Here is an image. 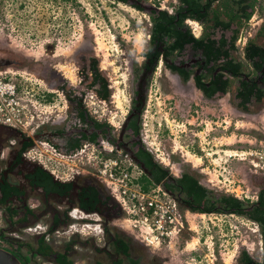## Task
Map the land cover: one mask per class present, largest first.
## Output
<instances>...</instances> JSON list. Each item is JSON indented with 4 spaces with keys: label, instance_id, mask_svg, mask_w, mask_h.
Masks as SVG:
<instances>
[{
    "label": "flooded vegetation",
    "instance_id": "1",
    "mask_svg": "<svg viewBox=\"0 0 264 264\" xmlns=\"http://www.w3.org/2000/svg\"><path fill=\"white\" fill-rule=\"evenodd\" d=\"M116 1L143 10L148 20L146 43L125 54L122 72H114L91 31L47 40L35 57L0 45V76L25 75L31 102L24 127L0 122V248L18 264H152L143 261L137 239L120 224L122 207L98 173L107 161L115 174L140 189L165 192L184 211L222 208L245 216L259 229L261 254L245 250L260 259V222L234 208L254 213L264 181L253 171L252 198L212 187L174 147L168 114L176 90L198 93L204 102L224 101L249 118L262 117L264 60L247 58L245 49L252 43L264 46V0H252L250 16L225 27L223 8L218 16L213 11L224 0ZM52 34L63 37L65 31ZM157 81L170 91L164 116L151 113L161 109L150 102ZM245 84L253 89L247 100L239 95ZM192 179L197 187L190 191ZM201 188L199 197L195 192ZM225 195L242 202L228 205ZM207 205L213 209H192ZM86 227L94 231L85 234Z\"/></svg>",
    "mask_w": 264,
    "mask_h": 264
},
{
    "label": "rangeland",
    "instance_id": "2",
    "mask_svg": "<svg viewBox=\"0 0 264 264\" xmlns=\"http://www.w3.org/2000/svg\"><path fill=\"white\" fill-rule=\"evenodd\" d=\"M147 29L143 10L116 0H0V45L35 57L47 40L74 39L82 30L91 31L115 73L124 71L120 67L125 54L144 47ZM55 31L65 34H52ZM9 75L11 78L2 79L14 81L29 105L25 75ZM157 87L161 91L158 99L154 97L159 95V91L154 93ZM182 92L175 90L173 113L168 114L174 147L200 168L212 187L240 198L255 197L249 182H254L253 171L264 181V114L249 118L234 112L224 101L204 102L198 93ZM166 93L170 94L167 84L156 83L150 102L156 104L153 109H161L151 111L154 116L169 111L164 106ZM148 132L156 134L155 130ZM161 133L159 138L168 144ZM187 218L172 242L159 249L141 244L121 220L120 224L139 245L143 261L152 264H234L242 248L255 257L261 254L259 229L245 216L189 210ZM84 231L94 229L86 227Z\"/></svg>",
    "mask_w": 264,
    "mask_h": 264
},
{
    "label": "built area",
    "instance_id": "3",
    "mask_svg": "<svg viewBox=\"0 0 264 264\" xmlns=\"http://www.w3.org/2000/svg\"><path fill=\"white\" fill-rule=\"evenodd\" d=\"M28 103L19 95L12 80L0 77V122L22 128L28 122ZM109 189L122 207L121 221L131 229L133 237L152 249L169 245L188 222L184 211L165 192L148 191L137 187L132 181L115 174L106 161L98 167Z\"/></svg>",
    "mask_w": 264,
    "mask_h": 264
},
{
    "label": "trees",
    "instance_id": "4",
    "mask_svg": "<svg viewBox=\"0 0 264 264\" xmlns=\"http://www.w3.org/2000/svg\"><path fill=\"white\" fill-rule=\"evenodd\" d=\"M197 4H199L198 1H197ZM207 5H209V2H207ZM252 6H253L252 0H224V1H220L218 5L213 8V11H214L215 16H218L221 11V10L219 11L218 8L219 7L223 8L222 12L228 16L227 19H224L221 21V23H223V26L225 27V26L230 25L233 20H236L237 18H240L241 16L242 17L245 16V18H248L252 11V9H249V8H252ZM207 54L209 55L208 56L209 58L213 57L211 56V53L208 52ZM212 55H213V52H212ZM245 56L247 58H254L257 56L260 58V60H264V46L252 43L251 45L246 47ZM258 66H260V62H258ZM263 79H264V73H263ZM252 92H253V89L251 88V86H248L247 84H245L242 86V89L239 91V95H241L243 100H247L249 96L252 95ZM258 93H260V89H258L257 94ZM195 187H197L196 181L192 179L191 182L189 183L190 191H193ZM195 194L201 197L204 194L203 188H201V190L200 189L197 190ZM225 201L228 203V205H233V206L234 205L237 206L238 204L242 202L239 198L233 195H225V197H223V202ZM239 207L240 208H234V209H237V212H243L246 215L248 214L249 216H251L252 218L260 222L262 239H263V252H262V256L260 259H255L245 249H243L240 253V256L238 257L237 264H264V197H260V204L254 208V211H253L254 213L248 212L241 206ZM192 209L210 211L213 208L211 205H207L199 209L198 207L196 208L192 207ZM217 210L226 211L222 208L217 209Z\"/></svg>",
    "mask_w": 264,
    "mask_h": 264
},
{
    "label": "water",
    "instance_id": "5",
    "mask_svg": "<svg viewBox=\"0 0 264 264\" xmlns=\"http://www.w3.org/2000/svg\"><path fill=\"white\" fill-rule=\"evenodd\" d=\"M0 264H18V261L14 259L7 251L0 248Z\"/></svg>",
    "mask_w": 264,
    "mask_h": 264
},
{
    "label": "crops",
    "instance_id": "6",
    "mask_svg": "<svg viewBox=\"0 0 264 264\" xmlns=\"http://www.w3.org/2000/svg\"><path fill=\"white\" fill-rule=\"evenodd\" d=\"M192 242H193V240H192ZM190 243H191V242H190ZM190 243H189V244H190ZM79 263H80V262H78V264H79Z\"/></svg>",
    "mask_w": 264,
    "mask_h": 264
}]
</instances>
